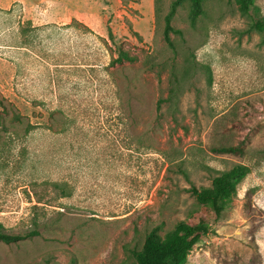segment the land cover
Wrapping results in <instances>:
<instances>
[{"label": "rangeland", "instance_id": "1", "mask_svg": "<svg viewBox=\"0 0 264 264\" xmlns=\"http://www.w3.org/2000/svg\"><path fill=\"white\" fill-rule=\"evenodd\" d=\"M171 1L156 19L154 0H0V224L39 231L0 243V264H133L194 209L211 232L184 264H264V0L247 16L203 0L194 25L182 4L173 47ZM119 49L136 60L111 63ZM235 164L236 195L202 212L189 189Z\"/></svg>", "mask_w": 264, "mask_h": 264}, {"label": "trees", "instance_id": "2", "mask_svg": "<svg viewBox=\"0 0 264 264\" xmlns=\"http://www.w3.org/2000/svg\"><path fill=\"white\" fill-rule=\"evenodd\" d=\"M236 10L242 16L249 15L252 11L258 14V7L254 4V0H232ZM188 4V17L192 25L203 14V0H173L170 3L168 12L163 16V40L165 43L173 47L170 38L171 33L180 34L179 30H175L171 21L176 10L182 4ZM158 0H154V13L158 17ZM250 28L258 32H264V18L256 16L251 21ZM109 37H112L110 29H108ZM136 56L130 55L127 51L119 49L117 56L112 59L111 63L122 64L124 62H134ZM177 81L176 78H174ZM178 82V81H177ZM176 88V86H174ZM178 87V86H177ZM170 89V98L175 96L176 89ZM169 98V97H168ZM0 108L4 114L8 113L5 102L0 99ZM11 119L19 124L24 125L25 132L33 128V125L25 120L17 111L11 113ZM216 153L237 154L242 152L238 146H221L213 149ZM250 172L247 165L235 164L230 169L220 172L211 180L210 186L200 188L191 187L189 190L201 208L202 212L211 211L217 218L221 216L223 203L230 200L237 192V184ZM53 184L55 188H59L57 183ZM67 193L61 192V196ZM202 213L197 209L188 213L187 220H179L174 227L163 234L159 233V228L154 227L149 230L145 236L140 248L132 249L131 255L134 259L133 264H184L186 258L193 246L200 240L204 239L211 231L210 227L199 217ZM199 219L195 222L193 219ZM39 234L37 229H31L24 233H8L2 229L0 224V243L10 244L19 242L26 238H30Z\"/></svg>", "mask_w": 264, "mask_h": 264}]
</instances>
